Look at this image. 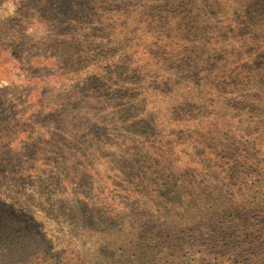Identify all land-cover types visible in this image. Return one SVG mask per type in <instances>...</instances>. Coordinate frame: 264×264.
Returning <instances> with one entry per match:
<instances>
[{"label": "trees", "instance_id": "obj_1", "mask_svg": "<svg viewBox=\"0 0 264 264\" xmlns=\"http://www.w3.org/2000/svg\"><path fill=\"white\" fill-rule=\"evenodd\" d=\"M110 1L88 0L117 31L104 79L115 191L79 211L113 223L108 243L138 249V264H264V0H122L127 21L101 22ZM5 226L0 264H89L76 245Z\"/></svg>", "mask_w": 264, "mask_h": 264}, {"label": "rangeland", "instance_id": "obj_2", "mask_svg": "<svg viewBox=\"0 0 264 264\" xmlns=\"http://www.w3.org/2000/svg\"><path fill=\"white\" fill-rule=\"evenodd\" d=\"M58 2L0 0V226L35 228L60 250L76 245L89 264H138V249L108 243L118 242L113 223L79 211L80 202L103 208L115 191L106 172L117 137L108 127L112 83H104L115 30L96 23L88 0ZM109 4L100 5L101 22H126L119 14L136 11ZM52 101L60 113L52 114ZM88 110L98 115L92 120Z\"/></svg>", "mask_w": 264, "mask_h": 264}]
</instances>
